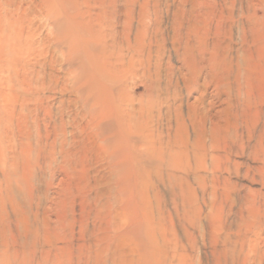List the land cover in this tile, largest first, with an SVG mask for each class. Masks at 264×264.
I'll return each instance as SVG.
<instances>
[{"label": "bare ground", "instance_id": "obj_1", "mask_svg": "<svg viewBox=\"0 0 264 264\" xmlns=\"http://www.w3.org/2000/svg\"><path fill=\"white\" fill-rule=\"evenodd\" d=\"M68 1L53 24L70 25L68 59L84 56L90 78L59 76L43 49L21 64L11 48L3 67L35 122H9L1 147L14 174L2 171L0 264H262L264 0ZM19 5L4 14L18 41ZM55 91L82 113L52 121ZM232 174L260 190L239 196Z\"/></svg>", "mask_w": 264, "mask_h": 264}, {"label": "rangeland", "instance_id": "obj_2", "mask_svg": "<svg viewBox=\"0 0 264 264\" xmlns=\"http://www.w3.org/2000/svg\"><path fill=\"white\" fill-rule=\"evenodd\" d=\"M62 1V2H61ZM24 5V8H29L30 15L28 16V25L29 27V37L25 39H21L20 41L16 40L14 37V30H12L9 26L7 27V15L13 12L15 7L18 6V4ZM24 3V4H23ZM26 3V4H25ZM70 2L68 0H34V2L29 3L28 0H0V244H1V181L3 180V169L7 172V174H10L11 177H13L12 170L10 167V164L12 163V156L11 152H8V150H5V153L3 152V156L5 157V163H2L1 160V147H5L7 144L11 141V134L7 133L8 130L11 128L9 126V122H35L33 117L29 114V109H21L19 106V103L15 102L11 95V84L8 83L5 79H7L8 74L4 71L7 58L11 57L13 59V56L15 55V61L21 62V64L26 61V64H31L35 60L30 57V54L32 53V49L35 48L37 51L44 50L45 51V60H49L52 58V60L55 61L54 65L55 68H57L58 75L62 76V72L66 74H71L74 77H83L90 78L87 75V72L93 74V70H91L86 63V59L83 56L81 60H69L68 59V50L71 48L72 45H70L65 38L61 37V33L64 31L67 32L70 27V25H67V22L63 24V27L59 28L60 26L54 25V21L56 18V15L52 14L53 12L57 11H63L64 7L68 6ZM9 5V7H7ZM19 5V7H20ZM51 8V13L49 9ZM56 8V9H55ZM11 9V10H10ZM6 14V16H4ZM61 16V15H60ZM46 20V21H45ZM34 27V28H33ZM28 29V28H27ZM35 32V33H34ZM26 33V32H25ZM32 35V36H31ZM60 35V36H59ZM5 37H9V40L7 43H4ZM70 37H74L70 33ZM65 40V41H64ZM64 43V44H63ZM5 48V49H4ZM11 48H14V55L10 53ZM19 49V50H18ZM78 49V48H77ZM21 50V51H20ZM75 52H78L80 54H83V51H79L75 49ZM74 53V54H78ZM11 54V55H10ZM49 54V56H48ZM48 58V59H47ZM37 60H41L42 58H36ZM57 64V65H56ZM174 66L177 65L176 63H172ZM61 66V67H60ZM4 67V70H3ZM19 68V66H18ZM3 70V72H2ZM5 72V73H4ZM26 72V70H25ZM4 78V79H3ZM6 83V84H5ZM6 85V86H5ZM90 91L88 89H85L84 94H89ZM45 96L47 97V107L50 109V113L52 114V121L58 122V115L59 112L62 110L64 115V121L69 122L70 119L73 117L75 113H82L81 108L78 107V105L74 104H68L69 101L74 100V95L71 93H63L59 94L58 91L55 92H44ZM11 97V98H10ZM64 101V102H63ZM188 101H192V98H189ZM60 102H63L62 105ZM61 107V108H60ZM6 110V111H5ZM72 114V115H71ZM71 115V117H70ZM20 118V119H19ZM85 120L88 122V119L85 118ZM83 120V122H85ZM39 122V121H37ZM41 122V121H40ZM46 122H49V120H46ZM51 122V121H50ZM107 122V121H106ZM163 123V122H162ZM161 122L158 123L157 128L159 129L161 126L162 129L166 126V124L163 125ZM159 124H161L159 126ZM136 128H138V124H135ZM155 126V128H156ZM159 126V127H158ZM160 128V129H161ZM161 129V130H162ZM69 131V129H68ZM106 131V130H105ZM137 134H139L138 131H133L134 139H136ZM6 144V145H5ZM8 152V154H7ZM10 157V158H9ZM12 159V160H10ZM233 160L237 161L241 164H248L250 166H255L252 164L245 156H239L236 158H233ZM9 161V162H8ZM8 162V163H7ZM2 163V164H1ZM2 166V167H1ZM4 167V168H3ZM10 167V168H9ZM96 171H99V173L103 174V176H106L105 173L107 172L105 168L96 167ZM151 169V167H150ZM31 170V169H30ZM29 170V171H30ZM34 170V169H33ZM28 172L29 175H34V177L38 178L37 170L33 172ZM101 171V172H100ZM151 171V170H150ZM239 172L242 174L244 172V169H239ZM101 174V175H102ZM107 174V173H106ZM201 176H204L203 173H199ZM35 178V179H36ZM46 178V177H45ZM48 178V177H47ZM63 178L62 173H55L52 182L55 186L58 181ZM57 180V181H56ZM230 180L233 183H237L239 186V196H244L248 193V191H257L260 190V185L258 183H252L248 180H245L243 178L236 177L235 175H230ZM12 184V185H11ZM9 183L10 187H15V183ZM41 185V184H40ZM3 195L9 194L10 189L8 185L3 184L2 185ZM5 186V187H4ZM50 189V197H53V192L55 190ZM264 193V190L262 191ZM13 195L16 196V194L13 191ZM53 195V196H52ZM15 198V197H14ZM7 208L9 209V205H7ZM6 221H9L5 218ZM231 220V222H230ZM235 219L233 217L228 218V222L232 223L234 225ZM0 254H1V246H0ZM264 264V261L263 263Z\"/></svg>", "mask_w": 264, "mask_h": 264}]
</instances>
